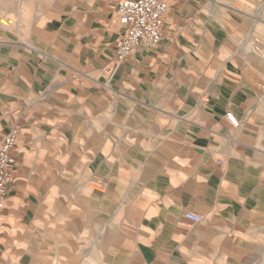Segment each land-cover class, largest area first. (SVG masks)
<instances>
[{"label":"crops","instance_id":"obj_1","mask_svg":"<svg viewBox=\"0 0 264 264\" xmlns=\"http://www.w3.org/2000/svg\"><path fill=\"white\" fill-rule=\"evenodd\" d=\"M122 1L18 0L15 30L0 25V142L21 132L0 264H249L264 241V4L168 0L161 44L113 71Z\"/></svg>","mask_w":264,"mask_h":264},{"label":"built area","instance_id":"obj_2","mask_svg":"<svg viewBox=\"0 0 264 264\" xmlns=\"http://www.w3.org/2000/svg\"><path fill=\"white\" fill-rule=\"evenodd\" d=\"M168 9V0H123L118 5L122 33L114 42L113 71L124 64L143 43L151 47L161 44ZM227 118L233 128H239L240 120L233 112H228ZM20 134V129L15 127L0 142V212L7 206L16 165L14 150ZM185 217L196 224L204 220V215L195 212H187Z\"/></svg>","mask_w":264,"mask_h":264},{"label":"rangeland","instance_id":"obj_3","mask_svg":"<svg viewBox=\"0 0 264 264\" xmlns=\"http://www.w3.org/2000/svg\"><path fill=\"white\" fill-rule=\"evenodd\" d=\"M18 0H0V25L8 28L14 29L17 27V18H18ZM33 2L34 0H30ZM42 1V0H40ZM46 1V0H43ZM224 4L222 5V9L224 12L228 13V11H235L234 9L247 10L246 5H251L249 0H221ZM262 4H264V0H260ZM32 6V5H31ZM8 22H12V24L8 27L4 26ZM4 24V25H3ZM249 28V27H247ZM250 31V29H247ZM253 45H259L262 48L264 53V26H257V28L253 29ZM249 264H264V241L262 242V246L258 248L257 252L253 256L252 262Z\"/></svg>","mask_w":264,"mask_h":264},{"label":"bare ground","instance_id":"obj_4","mask_svg":"<svg viewBox=\"0 0 264 264\" xmlns=\"http://www.w3.org/2000/svg\"><path fill=\"white\" fill-rule=\"evenodd\" d=\"M9 25V24H8Z\"/></svg>","mask_w":264,"mask_h":264}]
</instances>
